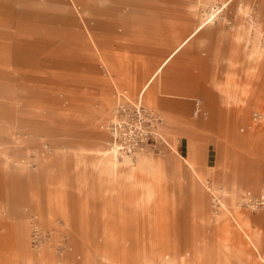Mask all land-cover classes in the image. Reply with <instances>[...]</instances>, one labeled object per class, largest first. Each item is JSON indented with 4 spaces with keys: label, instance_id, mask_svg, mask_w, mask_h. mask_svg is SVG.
<instances>
[{
    "label": "rangeland",
    "instance_id": "obj_1",
    "mask_svg": "<svg viewBox=\"0 0 264 264\" xmlns=\"http://www.w3.org/2000/svg\"><path fill=\"white\" fill-rule=\"evenodd\" d=\"M193 1L0 0V264H264V0L140 95Z\"/></svg>",
    "mask_w": 264,
    "mask_h": 264
},
{
    "label": "bare ground",
    "instance_id": "obj_2",
    "mask_svg": "<svg viewBox=\"0 0 264 264\" xmlns=\"http://www.w3.org/2000/svg\"><path fill=\"white\" fill-rule=\"evenodd\" d=\"M233 0H213L212 1V3H211V6H210V11L207 13V14H205V19H204V21L202 22V24H200V25H198L196 28H195V30L192 32V34L190 35V36H188L187 38H186V40H184L183 42H182V44H185L186 42H188L195 34H197L205 25H208L210 22H214L215 20H216V18L219 16V14L221 13V12H223L224 11V9L228 6V4H229V2H232ZM206 12V11H205ZM239 13L241 14V15H243L244 17H246V20H245V25H246V27H248V30H251V32H250V34H252L253 35V32L252 31H254V30H257V31H260V27L259 26H255V25H253L251 22H250V13H249V7L247 6V5H245V4H243V5H241V7L239 8ZM212 24V23H211ZM234 27L235 28H238L239 26H238V24H235L234 25ZM253 37H254V35H253ZM182 44H180V45H182ZM257 49H258V51L259 52H261V50H262V47H261V45H259V39H258V42H257ZM180 48V46H178V48H177V50ZM177 50L175 51V53L177 52ZM174 55V52H172L171 54H169V56L167 57V59L169 60L172 56ZM114 61V60H113ZM163 70V67L162 68H156L154 71H152V73L150 74V78H149V80H148V82L144 85V87L142 88V90H141V92H140V95H141V97H143L144 96V94L147 92V90H148V88H149V86H150V84L152 83V81H154L155 80V78L157 77V75L161 72ZM259 109H261L260 107H259ZM257 111H259V110H257ZM248 133H250L251 134V132H248ZM195 136V135H194ZM196 137H194V139H195ZM193 139V140H194ZM115 149L116 150H118L119 149V146L118 145H116V147H115ZM114 149V150H115ZM115 152V151H114ZM38 155V154H37ZM192 156H193V154H192ZM197 157V156H196ZM197 159V158H196ZM78 160V165H80V164H85V165H89V166H91V167H94V163H87L86 162V160H83L82 158H78L77 159ZM187 162H188V164H189V166L191 167V168H193L194 167V164H193V158L191 157L190 159H187L186 160ZM76 164V163H75ZM77 167V166H76ZM221 167H223V166H221ZM220 167V168H221ZM160 179V178H159ZM221 180V179H220ZM160 181V180H159ZM223 185H224V188L226 189L227 188V186H228V182H227V180L225 179L224 180V182H223ZM231 203H233L234 202V198L232 197V201H230ZM250 238H251V236H250Z\"/></svg>",
    "mask_w": 264,
    "mask_h": 264
},
{
    "label": "crops",
    "instance_id": "obj_3",
    "mask_svg": "<svg viewBox=\"0 0 264 264\" xmlns=\"http://www.w3.org/2000/svg\"><path fill=\"white\" fill-rule=\"evenodd\" d=\"M204 2H207V0H194L193 2H191L192 4L191 5H193V6H195L196 8H201V6H202V3H204ZM198 14H200V12H198ZM200 24H202V22L200 23ZM200 24H197V25H195V27L192 29V31L187 35V36H185L183 39H181L178 43H177V45H175V47L166 55V57L161 61V63L156 67V68H164V66L170 61V59L176 54V53H178L182 48H183V46L187 43H185V44H182V42L184 41V40H186V38L188 37V36H190L191 34H192V32L195 30V28L198 26V25H200ZM177 26V24L176 25H170V29L172 30V28H174V27H176ZM238 28L237 29H239V28H242V30L244 31V36H245V38H247L249 35H250V32H251V30H248V27H246V25H245V21H244V23H238ZM256 32H257V34L259 33L257 30H256ZM254 38H255V36H254ZM258 39H259V35L256 37V39H255V42L257 43L258 42ZM180 44H182V45H180ZM178 46H180V48L177 50V48H178ZM177 50V52L175 53V51ZM172 52H174V55L168 60L167 59V57L169 56V54H171ZM243 54H244V50H243ZM113 56H116V55H113ZM147 62H146V59H145V64H146ZM149 78H150V76L148 77V79L144 82V84H143V86H142V88L144 87V85L148 82V80H149ZM129 79H130V77H129ZM130 84H133V82H132V80H130ZM152 100H153V97H152ZM235 103H236V101H235ZM68 114H70V112H68ZM231 117L232 118H234L233 116H232V114H231ZM234 123H235V119H234ZM195 137H196V135H195ZM197 139H199V138H195L194 140H193V143H192V149L196 146V144H197V142H198V140Z\"/></svg>",
    "mask_w": 264,
    "mask_h": 264
}]
</instances>
